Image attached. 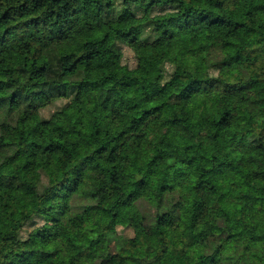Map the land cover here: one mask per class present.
<instances>
[{
    "label": "trees",
    "instance_id": "1",
    "mask_svg": "<svg viewBox=\"0 0 264 264\" xmlns=\"http://www.w3.org/2000/svg\"><path fill=\"white\" fill-rule=\"evenodd\" d=\"M0 264H264V0H0Z\"/></svg>",
    "mask_w": 264,
    "mask_h": 264
}]
</instances>
